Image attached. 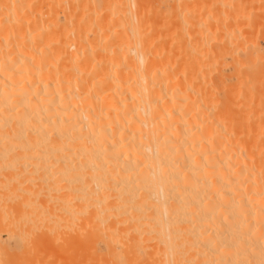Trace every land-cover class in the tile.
<instances>
[{
    "label": "bare ground",
    "instance_id": "obj_1",
    "mask_svg": "<svg viewBox=\"0 0 264 264\" xmlns=\"http://www.w3.org/2000/svg\"><path fill=\"white\" fill-rule=\"evenodd\" d=\"M124 3L60 22L0 0V231L67 229L108 264H264V103L198 81L190 18V44L177 19L150 37ZM237 69L240 99L258 72Z\"/></svg>",
    "mask_w": 264,
    "mask_h": 264
},
{
    "label": "rangeland",
    "instance_id": "obj_2",
    "mask_svg": "<svg viewBox=\"0 0 264 264\" xmlns=\"http://www.w3.org/2000/svg\"><path fill=\"white\" fill-rule=\"evenodd\" d=\"M129 1L131 3V7H133L132 8L133 10L135 8V11H136V8L137 9L139 8V10H137V11H141L140 13L136 11L137 14H141L140 16H142V17L139 16L138 19L140 21L142 20L141 26L143 27L142 28L143 32L146 33V31H149L150 33L149 32H147V33L150 34V37L153 36V35H151V34H153V32L150 31V29H151L150 27H152L153 29L157 28L156 29L157 31L160 29L159 32L163 31L161 29L166 28V30H167V29H169L168 27H172L171 22H175L177 19V21H176L177 24L183 25V26H179V28L181 30H182L181 27H183V30H182L183 32H181L180 29H178L180 31L178 36L181 33L183 34V36H179V38L183 37V39H185L184 42L190 44L191 38L190 39H189V37L184 38V36L191 34L190 30H189V32L186 30V27L188 26V25H186V23H188L189 18H190V21H192L191 26L194 23V25L192 27L189 24L190 28L194 29V32L191 31V32H193L192 38L197 40L195 52L193 50V53L196 54L195 55L197 58L196 61H197L199 69L201 70V72L199 73L198 81L202 82V81H209L212 79L214 83L218 84V87H214L213 91L214 92L216 91L215 92L216 95H218V97L222 98V99H224V98L226 99V98L231 97V100H233L234 95H233V92L230 93V91H234V89H235L236 91H234V92H236V94H235V99L233 100L234 102L233 101L231 102V100H230L231 103L229 104V106L233 103L235 105L233 104L232 106H230L231 108H236V106L238 107V103H240V101L242 103H240L239 106L241 104L243 105V103L245 101L247 103V104H245V106L247 107V105H248L247 109H249L248 111L250 113L248 111L247 112L249 114L252 115V113H254V112L256 114V112H258V111L260 113V109L258 107H260L264 103L263 102V100H264V0H191V1L189 0L188 2H187V0H186V2H185V0H149V1L148 0H142V1L141 0H129ZM129 1L125 0V3L126 2L128 3ZM19 2H22L23 3L22 5H24V6L26 4H28V2H30V3L32 2L33 5H35V6H33L32 3L31 4L29 3L28 5H31V8L33 10H35L37 8L40 9V7H41V9L43 8L45 10V8L46 7L49 8V6H51L52 9L56 8L59 10L58 11L59 17L56 16L55 18L53 17L51 19H57L60 22L69 21L70 20L69 18L72 16H73V18H71V21L83 22L86 20L89 21V19L94 20L93 18L96 16L95 14H96L97 8H98V6L96 4H98L100 2V0H73V1L72 0H25V1L19 0ZM186 3L188 4V7H191V10L187 7L188 11H190L187 13H186L187 10L185 11V9H187L185 7ZM189 3H191V4H189ZM171 5L173 6V9L171 8L172 7ZM177 6H179V8ZM26 7H25V9H27ZM28 7H30V6H28ZM183 7H185V9H183ZM62 8H63V10H62ZM169 8L171 11L168 10ZM93 9H94V11H93ZM164 10H168L169 14L166 13L167 11L164 12ZM63 11H65L64 12L65 14L63 13ZM72 12L74 13L73 15H72ZM75 12H76V15H75ZM171 12H173L172 14H174V15H170ZM177 12H179V13H177ZM66 14H68L70 17H68V15H66ZM89 15L91 18L92 17L93 18L91 19L90 17H88ZM167 15H169V16H167ZM186 16H188V18H186ZM64 17H65V19H64ZM169 17L171 19H169ZM140 18H142V19H140ZM183 18L188 19L187 22H186V20L185 21L182 20ZM178 20H180V23H178ZM181 20L184 21V23H182ZM168 23L170 24V26L167 25ZM156 24H157V26H156ZM174 25H176V24H173V26ZM154 27H156V28H154ZM184 29L188 32V34L186 31L184 32ZM186 38L189 40H187ZM181 43L187 45L186 43H183V42H181ZM238 57L240 60H238ZM244 60H245V62H244ZM236 68H238L237 69L238 71L240 69H242V70L248 69L247 71H249V69L251 68L252 71L255 70L256 73L258 72V74L255 77H254V75L251 76L250 74L247 77L246 74L244 75V73H246V72H243V76H245L244 79L246 80V81L244 80L245 81L244 83L246 84V82H247V85L244 84L245 90L243 91L242 94H243V96L246 95V97L240 96V99H239V97L236 98V96H238V93H239L238 87L241 86L239 83L237 84V82H239V79L237 78V76L239 75V72L236 71L238 73V75L236 76V72H235ZM232 70L235 73H232ZM217 71L222 72V73L218 72V74H217ZM223 72H225L226 74L225 73L223 74ZM227 72H228V74H227ZM229 73H231L232 75ZM241 73L242 72H240V74ZM211 74H212V76L213 75L214 76L212 77ZM226 75H229V76H226ZM249 76H251L252 79L248 80L247 78H249ZM218 77H219V79H218ZM222 82H224V83H222ZM228 86H229V88L231 86V88L230 89L228 88L226 90V87H228ZM247 89H249V90H247ZM252 91H254V92L252 93ZM223 94H226V95H223ZM249 94L250 95L252 94V95L250 96ZM253 94H256V95L253 96ZM261 94H263L262 97H261ZM229 95H231V96H229ZM248 96H250V97H248ZM249 98L250 99L252 98L251 99L252 102L255 101L254 104L256 105V103H257V105L255 106V105H253L252 102H248ZM261 98H263V99H261ZM236 99H238V100H236ZM246 99H247V101H246ZM256 99L258 100V102L261 101L262 104L259 105L260 103L256 102L257 101ZM227 100H229V99H227ZM251 103H252V105H251ZM249 105L251 108H249ZM245 106L243 105L242 107H245ZM243 109H244V111L243 110L242 111L245 112V114H246L247 112L245 110H247V109L246 108H243ZM251 109L253 112L250 111ZM253 109L256 111H254ZM263 111L264 110H262L261 112L263 113ZM243 112H242V114L245 115ZM36 227L37 226H35L34 228L39 229V230H41L42 228H45V227H42V228L41 227L36 228ZM34 228H32L31 230L29 229V233H27L28 231L27 232L23 231V233H24L23 235H22V231H21L20 232L21 234H19L20 237L17 238L19 240L21 238L22 239L21 241H23V240L26 241V239L27 240L29 239V242L26 241L27 244L25 243V241H23L25 243V248H23L24 243L21 244V242L19 240L18 241L20 242V244L17 242V239L7 238L9 236V235L7 236V234H8L7 230H1L0 231V237H1L0 238V245L1 244L3 245L0 248L1 249L0 250V259H1L0 264H4V263L5 264H10V263L11 264H87V263L88 264H91V263L92 264H102V263L108 264L106 261H100L101 262L100 263V262H96L95 260H93V258H92L93 253L91 254L92 251H90L89 248H87V247L81 248V247H78L80 245L73 243L76 247L75 248L74 246H72L73 245L72 243H68L66 240H64L65 238H61V236L65 237L67 235V233H65V232H67V229H66V231L64 230L65 232H63V231H61V228H56L57 230L60 231L59 232L55 229L53 230V229L46 228V230L43 229L46 233L45 234L43 232V230L41 232L39 230H35ZM47 229L49 232L47 231ZM51 230H52V232H51ZM5 231H7V232H5ZM25 232H26V234H25ZM56 232L57 233L59 232V234H57ZM30 233L31 234L33 233V234L30 235ZM38 234H41L42 235L41 237H43V239ZM61 234H64V235H61ZM36 235H38L42 239V241H41V239L39 240V237L37 238ZM22 237H25L26 239L22 238ZM66 238H67V236H66ZM55 240L56 241L58 240L60 243H58V241L56 243ZM65 241L70 246H68L67 244H66L67 246L64 245ZM14 243H17L19 245H16ZM57 244H59V245H57ZM6 245H7V247H6ZM13 245H14V247H16V249H14ZM3 247H4V249L6 248L5 249L6 251L2 250ZM98 247L100 248V249L98 248V251H100V252L104 251L101 244ZM78 248H80V249H78ZM85 248L87 249V250H85L86 252H88L87 254L84 252ZM82 249H83V251H82ZM78 251H80V253ZM70 253H72V254H70ZM78 253L79 254L83 253L82 256L83 255L84 256L81 258V255H77ZM72 255H73V257L75 255L74 258L76 261L74 260V258L71 257ZM85 255H87L86 256V258H87L86 262H85V260H86ZM77 256H79V257L77 258ZM89 257H90L92 262H88ZM72 259L74 260V262ZM9 260H10V262H9ZM29 260H31V261H29Z\"/></svg>",
    "mask_w": 264,
    "mask_h": 264
}]
</instances>
